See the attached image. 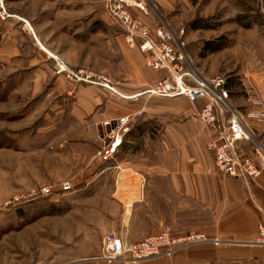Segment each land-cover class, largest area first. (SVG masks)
Here are the masks:
<instances>
[{"label": "rangeland", "instance_id": "1", "mask_svg": "<svg viewBox=\"0 0 264 264\" xmlns=\"http://www.w3.org/2000/svg\"><path fill=\"white\" fill-rule=\"evenodd\" d=\"M5 3L10 13L22 19L0 20V264L106 263L93 258L101 252L103 236L116 231L104 234L90 221L99 218L95 225H102L103 210L116 208L110 196L116 179L120 191L134 186L130 177L135 167L120 163L150 157L206 156L189 142L166 146L162 140L167 129L179 128L186 117L194 122L197 115L184 113L188 100L183 97L151 95L158 101L155 110L143 111L130 122L122 137L124 146L101 162L97 157L102 145L100 121L94 123L89 118L79 122L73 115L79 111L87 112L85 116L102 111L117 114L138 97H129L137 93L123 95L121 89L141 88L132 83L141 70L126 60L128 49L120 40L121 29L106 19V0ZM148 12L143 15L138 11L152 26L164 23L176 33L181 31L188 61L205 76L227 77L229 103L240 110L254 131L258 122L247 113H257L264 105V0H148ZM195 20L209 26L194 28L191 22ZM35 26L46 34L42 38L45 47ZM92 27L97 31L92 32ZM206 41L221 48L203 50ZM42 50L54 62L48 63L47 72L34 64L35 54ZM53 56L73 69L92 72L95 83L72 82L65 77L68 85L56 83L59 75L54 71ZM250 83L259 95V105L248 100ZM141 124L149 128L147 133L129 138V130ZM176 135L175 140L186 136L182 130H176ZM81 136L89 141H80ZM246 142L252 152V143ZM182 168L175 166L176 172ZM64 179H70L73 188L63 194L29 195L40 185ZM241 244L256 249L253 264H264V257L259 256L264 247L255 241L238 246ZM75 259L79 261L72 263Z\"/></svg>", "mask_w": 264, "mask_h": 264}, {"label": "crops", "instance_id": "2", "mask_svg": "<svg viewBox=\"0 0 264 264\" xmlns=\"http://www.w3.org/2000/svg\"><path fill=\"white\" fill-rule=\"evenodd\" d=\"M132 10L139 14L136 9ZM94 29L95 27H92V32L97 31ZM34 31L41 39L40 44L45 47L44 45L47 44L42 38H46V34L43 35L38 26H35ZM36 33L34 34L36 35ZM120 40L123 46L128 49L126 60L141 70V74H136L132 81L134 85L141 86V88L137 91L121 89L122 94H138L144 87H148L160 79L163 73L152 71L145 66L142 53L137 48H128L123 38ZM37 52L34 64H38L40 70L47 72L48 63L53 64L54 62L43 50ZM58 75L55 78L56 83L61 84L64 81L68 85V81L64 80V75ZM43 78L45 79V75ZM143 94H139L138 97L129 101L132 105L117 114L102 111L99 114L91 112L90 116H85L88 114L87 112L77 111L78 114L76 113L73 117L79 122L90 118L96 123L106 118L139 110L154 111L158 102L157 98L151 95L142 96ZM178 98L183 99L182 97ZM202 104V99L195 102L188 101V107L184 109V113L187 111L188 114H196ZM194 119L196 120L194 122H197L195 124L191 121V117H186L179 128L167 129L162 140L166 146H179L181 141L189 142L190 145L197 148L198 152L202 151L206 156L150 157L141 158L134 163H120L135 167L136 172L134 176L130 177V182L133 181L135 184L120 191L116 179L115 188L110 192L112 203L115 204L112 205L116 208L111 209L110 212L106 209L103 210L102 225H95L100 222L99 218H94L90 223L94 224V228L103 230L104 234L109 231L119 232L121 237L129 242L139 241L165 227L171 231L173 236H181L189 231H198L209 237H217L222 242L219 245L193 244L179 248L171 256L158 255L138 263L118 261L114 264H253L256 249L244 244L238 246V243L255 241L258 235V224L262 222L264 215V172L255 179L218 173L215 169L213 154L205 147L213 134L207 127L202 126L199 119ZM253 128L258 137H264L262 126L257 123ZM148 129L146 125L131 128L127 136L135 139L141 133H147ZM170 130L173 131L170 132ZM176 130H182L186 136L181 140H175ZM89 132L83 131L84 134H89ZM79 140L89 141L84 136H81ZM238 145L244 153H251V146L246 141H238ZM169 166L171 169L161 168ZM175 166L184 168L176 172ZM190 166L193 169H189ZM127 177L123 181L124 183L127 182ZM259 256L263 258L264 253L260 252ZM257 258L261 259V257ZM78 261L79 259H75L72 263Z\"/></svg>", "mask_w": 264, "mask_h": 264}, {"label": "built area", "instance_id": "3", "mask_svg": "<svg viewBox=\"0 0 264 264\" xmlns=\"http://www.w3.org/2000/svg\"><path fill=\"white\" fill-rule=\"evenodd\" d=\"M133 8L143 15H148V0H106L104 15L110 23L121 29L126 46L130 49L137 48L142 53L145 66L152 71L162 72L163 76L144 91L129 97L146 93L160 97H183L189 102L202 99L203 104L196 115L213 134L207 143V149L213 154L216 171L226 176L257 178L264 172V137H258L246 123L240 110L229 103V91L225 86L227 77L223 74L215 77L205 76L188 61L181 31L176 33L164 23L154 27L140 14L134 13ZM7 18L22 19L10 13L5 0H0V20ZM53 58L56 74H63L72 82L95 83V75L92 72L80 68L73 69L59 58L55 56ZM104 85L112 89L108 83ZM249 86L247 90L249 102L259 105L261 103L259 95L251 83ZM142 113L143 111L139 110L106 118L98 123V138L102 145L97 151V157L101 162L109 160L114 155L129 123ZM247 117L255 119L264 128V105L257 113L248 112ZM238 141H250L252 152L244 153ZM72 188V181L64 179L58 183L40 185L32 189L29 195L35 198L47 197L63 194ZM257 234L255 243L264 247V215L262 222L258 224ZM204 241H212L214 244L221 242L217 237H209L198 231L173 236L165 228L139 241L128 243L116 232H109L103 236L100 254L93 259L109 264L117 261L138 263L158 255L171 256L183 246Z\"/></svg>", "mask_w": 264, "mask_h": 264}, {"label": "trees", "instance_id": "4", "mask_svg": "<svg viewBox=\"0 0 264 264\" xmlns=\"http://www.w3.org/2000/svg\"><path fill=\"white\" fill-rule=\"evenodd\" d=\"M200 22H203V20H199V21L195 20V21H192V22H191V25H193L194 28H205V27L209 26L208 24L200 23ZM94 30H97V29L95 28ZM219 48H221L220 45L214 44V43L211 42V41H206V42L204 43V45H203V50L208 49L209 51H216V50H218ZM203 50H202V52H203ZM225 86H226V88L228 89L227 82H226V85H225ZM228 91H229V90H228ZM142 125H143V124H141L140 126H142ZM122 145H123V141L121 142V144H120V146L118 147V149H119L120 147H122ZM118 149H117V151H118Z\"/></svg>", "mask_w": 264, "mask_h": 264}]
</instances>
